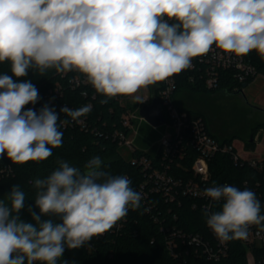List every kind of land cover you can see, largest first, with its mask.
<instances>
[{"label":"clouds","instance_id":"9594fccd","mask_svg":"<svg viewBox=\"0 0 264 264\" xmlns=\"http://www.w3.org/2000/svg\"><path fill=\"white\" fill-rule=\"evenodd\" d=\"M215 49L245 57L255 51L264 59V0H0V157L17 165L47 160L63 144L61 127L80 122L91 105L60 109L35 105L39 91L26 77L76 71L101 103L136 94L192 66L193 59ZM94 156L84 170L58 161L46 178H36L35 224L24 222L25 193L12 186L0 200V264H58L65 248L78 249L110 231L141 193L126 175H110ZM203 195L223 201L221 210L206 209L207 226L221 242L246 239L261 226V203L250 189L230 184L208 187ZM42 216H56L42 220ZM63 264H68L64 260Z\"/></svg>","mask_w":264,"mask_h":264},{"label":"trees","instance_id":"16d2710c","mask_svg":"<svg viewBox=\"0 0 264 264\" xmlns=\"http://www.w3.org/2000/svg\"><path fill=\"white\" fill-rule=\"evenodd\" d=\"M247 57L259 70H264V59L255 51H252ZM0 73L11 74L8 62H0ZM189 75V69L175 75L177 89L174 93V101L176 105L191 114L202 116L208 128L211 129L213 135L218 139L231 143L236 136H241V131L236 129V127L228 126V131L225 130L226 134L224 133L223 137L219 135L221 130L219 131L218 129L217 132L212 130V116L215 112H218L208 102L214 101L217 95H212L220 91L231 93L236 85L241 89L243 83L238 84L236 81L229 79L220 88L211 90L201 83L190 82ZM77 76L84 77L76 71L57 73L54 69H51L43 76L36 70H29L26 77L19 78L21 81H31L39 92H44L58 83H63L65 86L64 94L48 104L49 107L55 108L56 112L60 114L61 120L67 118L63 113H60V109L64 106H68L71 109H78L85 105L92 106L91 111L87 116L81 117L79 123L67 118L70 121L69 124L60 129L63 132V144L61 147L53 149L52 155L47 160L40 162L30 161L23 165H17L13 164L6 155L1 157V162L10 165L13 172L0 178V200L7 202V195L12 186L19 185L20 190L26 195L24 208L19 213L20 218L29 213V209L31 211L36 209L39 212V208L35 206L34 202L37 192V189L33 187L34 180L49 176L59 166L58 161L60 160L67 161L71 166L78 167L83 171L84 165L89 159L99 156L103 161V171L113 176L126 175L131 181V187L139 192L141 184L145 181V170L142 164L134 163L132 157L147 153L148 156L156 159L161 155V148H150L151 143L159 139L160 133L150 124L144 122L140 127V135L136 138L138 148L132 155L125 156L123 154L124 147H121L118 140L114 138L113 131L116 127L122 128L121 118L123 113L128 107H133L136 104H132L129 96H117L107 99L105 103H101V100L106 98L97 94L90 84H81L76 87L68 84L70 79ZM156 84H159V82ZM182 92L189 94L187 95L188 97L182 100L183 102L178 99V94ZM233 92L239 93L241 90ZM193 94L200 96L192 99L190 97ZM152 98H161L157 86L154 89ZM122 100L127 103H122ZM204 102H207L208 105L206 106ZM43 105L45 104H40V108ZM255 124L251 130L250 139L245 142L247 147H255L256 143L253 140L255 134L259 130L264 131L263 120ZM232 129H235L236 132H233ZM145 148H150V150L145 152ZM197 153L198 150L194 147L187 149L183 161L185 168L191 166L192 160ZM211 171L212 180L217 186L230 184L241 190L250 189L256 194V197L260 193L264 195L262 173L252 168L247 162L242 164L241 162H235L228 154H216L212 159ZM257 199L261 203V214H264V200L263 198ZM157 200V205L161 206V208H166L168 205L173 207V212H178V218L174 219L173 213L167 214L168 211L165 209L163 213L166 219L154 220L152 218L154 211L147 210L145 200L142 198L139 208L135 210L129 209L119 230H110L98 237H94L87 245L81 248H65L63 257L60 258L58 264H63L64 260L68 261V264H178L165 246L164 233L160 230L161 223L173 222L187 231L205 232V211L204 209L196 210L192 208V204H190L188 199H185L181 205L162 199ZM222 203L223 201L215 202L214 210H221ZM153 208L156 210V207L153 206ZM43 217L52 219L55 223L61 222L60 218L56 216ZM202 264H248L242 240H230V253L223 260L219 262H204Z\"/></svg>","mask_w":264,"mask_h":264},{"label":"built area","instance_id":"2783aa9c","mask_svg":"<svg viewBox=\"0 0 264 264\" xmlns=\"http://www.w3.org/2000/svg\"><path fill=\"white\" fill-rule=\"evenodd\" d=\"M188 69L190 70V82L201 83L211 90L220 88L229 79L238 84L243 83L241 89L236 85L232 92L242 90L245 83L247 86L258 77L264 79V70H259L247 56L236 57L221 54L214 45L213 50L208 54L193 59L192 66ZM86 83L85 77L77 76L70 79L68 84L76 87ZM156 86L160 93L161 98L158 99L163 108L165 122L158 126L150 124L141 115L140 110L143 105L141 104L135 109L128 107L121 118L122 128L116 127L113 131L114 138L118 140L121 147H124L128 155H132L138 148L136 138L140 135L142 123L147 122L160 133L159 139L152 142L150 146V148L162 149L158 158L154 159L147 153L132 157L134 163H140L144 167L145 181L141 184L139 193L145 200L147 210L154 211L152 213L154 220L161 218L165 220L166 216L163 213L165 209L168 211L167 214L173 213L174 219L178 218V212H173V207L168 205L166 208H161L157 205V199L170 201L177 205L183 204L184 200L188 199L192 208L196 210L204 209L205 211L207 209L209 213L215 211V202L205 197L203 192L208 187L217 186L212 180L211 171L212 159L216 154H228L235 162L242 164L247 162L252 168L259 170L264 178V144L262 148L257 147L259 143H263L264 134L261 138H258V135L253 138L256 143L252 148L253 154H241L233 141L229 143L215 137L202 116L191 114L176 105L174 101V93L177 89L175 75L159 82ZM64 90L63 83H58L44 92H39V101L35 105H26L25 110L33 108L37 111L40 104H50L55 98L62 96ZM122 103L127 102L122 100ZM133 132L135 136L131 138ZM189 147L196 148L198 153L192 160L191 166L185 168L183 161ZM150 148H145V152H148ZM12 172L11 166L1 162L0 157V178ZM257 198L264 200V195L260 193ZM125 218L119 221L111 231L119 230ZM160 230L164 233L165 246L169 254L178 264L219 262L230 253V241L221 242L217 239L207 223L205 232L187 231L173 222L161 223ZM241 240L248 264H264V231L261 230V226H251L247 238Z\"/></svg>","mask_w":264,"mask_h":264},{"label":"rangeland","instance_id":"374dc122","mask_svg":"<svg viewBox=\"0 0 264 264\" xmlns=\"http://www.w3.org/2000/svg\"><path fill=\"white\" fill-rule=\"evenodd\" d=\"M155 89V84L149 85L147 88H142L136 95L139 96V100L133 99L130 97V101L132 104H136L132 108L135 109L137 106L141 104L150 103V100L153 96V92ZM188 93H179L178 99L182 100L188 97ZM217 95V98L213 101L208 102L211 103L213 109L218 113H214L212 116V130L217 132L221 130V137H223L226 133L225 130L228 131L229 127H236L241 131V136H236L233 140L237 150L244 155L253 154L252 147L246 146V141L250 139V133L252 128L256 125L255 123L264 119V79L258 77L253 83L242 88V92L239 93H226L224 91H220L212 96ZM200 95L193 94L190 98H197ZM206 106L207 102H204ZM207 108V107H206ZM227 122V123H226ZM229 126V127H228ZM228 127V128H227ZM216 129V130H215ZM233 132L236 130L232 129ZM219 133V132H218ZM225 133V134H224ZM263 130L257 131L255 136L258 135V138L263 136ZM135 136V132L132 133L131 138ZM263 143H259L257 147H263ZM125 156L128 155L126 151L123 152ZM32 212H39L36 209H33ZM45 217H41L42 220H46ZM24 222H29L35 224V221L31 220V212L20 218Z\"/></svg>","mask_w":264,"mask_h":264},{"label":"water","instance_id":"95a60500","mask_svg":"<svg viewBox=\"0 0 264 264\" xmlns=\"http://www.w3.org/2000/svg\"><path fill=\"white\" fill-rule=\"evenodd\" d=\"M246 86V83L244 84ZM242 92V90H241ZM141 115L152 125L158 126L165 122V116L162 105L158 98H153L150 104H143ZM264 121V119H263ZM252 140V139H251Z\"/></svg>","mask_w":264,"mask_h":264}]
</instances>
